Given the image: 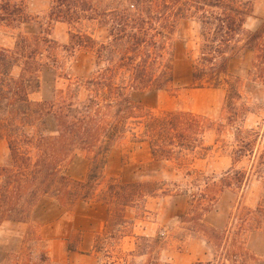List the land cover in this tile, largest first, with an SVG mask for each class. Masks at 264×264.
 <instances>
[{
	"label": "trees",
	"instance_id": "obj_1",
	"mask_svg": "<svg viewBox=\"0 0 264 264\" xmlns=\"http://www.w3.org/2000/svg\"><path fill=\"white\" fill-rule=\"evenodd\" d=\"M125 1L130 2L129 8L123 6ZM51 2L50 20L68 25L94 23L104 29V35L98 38L85 31L70 33L73 47L91 51L96 61L91 75L76 80L75 90L83 87L86 91L81 99L74 98L71 90L64 96L59 89L57 100L32 101L29 94L39 86V51L23 35L15 39L12 48L0 47V138L5 139L11 158V165L1 168L4 182L0 187V225L4 221L22 222L25 203L39 193L50 194L61 204L65 200L69 206L90 199L108 151L114 143L129 137L145 143L152 159L175 162L178 169L168 181L108 183L104 202L120 208L119 224L125 222L122 212L127 206L143 204L152 197L186 195L192 215L187 217V212L183 218L203 227L201 216L211 209L220 192L244 187L249 176L246 170L233 166L218 177L186 165L210 150L206 134L223 126L221 118L214 120L186 110L153 113L131 94L172 85L170 38L180 20H192L199 25L198 55L190 72L192 86L216 88L224 81L227 88L223 109H238L225 118L228 122L235 116L242 119L246 109L243 103H235L241 93L228 67L244 49L264 50V23L253 30L245 27L253 16V1ZM0 9V23L25 18L23 9L9 1L0 4ZM42 40L49 41L47 37ZM14 67L19 68L16 76L12 74ZM44 115L55 120L52 133L39 131L31 135L26 131ZM236 129L243 132L240 126ZM75 150L92 158L83 179H74L64 171ZM251 152V140L245 139H238L232 149L239 159ZM210 232L217 242L224 236L214 228ZM106 237L115 238L113 234ZM208 237L211 239V235ZM43 258L51 262L47 256Z\"/></svg>",
	"mask_w": 264,
	"mask_h": 264
},
{
	"label": "rangeland",
	"instance_id": "obj_2",
	"mask_svg": "<svg viewBox=\"0 0 264 264\" xmlns=\"http://www.w3.org/2000/svg\"><path fill=\"white\" fill-rule=\"evenodd\" d=\"M7 1L21 7L25 18L1 21L0 47L12 48L15 39L23 35L36 46L42 63L39 86L30 92V99L57 100L59 89L64 96L71 90L74 98H83L86 91L83 87L75 90L76 80L91 75L96 61L91 51L73 47L70 33L85 31L102 38L104 29L94 23L68 25L50 20L51 0H0V4ZM252 1L253 16L245 24L251 30L264 23V0ZM123 6L129 8L130 2ZM198 34V23L180 20L170 38L174 82L167 89L133 91L131 95L153 113L186 110L214 120L221 118L223 126L206 134L210 150L186 165L218 177L231 166L246 170L249 176L245 186L220 192L211 209L201 216L203 227L183 218L189 212L186 195L152 197L143 204L127 206L122 212L125 222L119 224L120 208L104 202L108 183L168 181L178 169L175 162L152 159L145 143L128 137L108 151L90 199L69 206L65 200L61 204L50 194L39 193L25 203L22 222H2L0 264H69L68 248L76 250L82 240L89 241L91 248L86 254L92 255L94 264H264V50L244 49L230 60L228 72L241 93L235 103H243L246 113L242 119L235 116L228 122L225 117L238 109H223L226 83L221 81L216 88L191 84ZM46 37L49 41L42 40ZM18 71L14 67L12 74L16 76ZM239 126L243 132L236 129ZM54 130L51 115L26 128L31 135ZM238 139L251 140L252 152L240 159L232 153ZM91 160V156L75 150L64 171L74 179H83ZM10 165L7 143L0 138V187L4 182L1 168ZM191 215L189 212L187 217ZM210 228L222 232V240L217 242ZM109 234L115 238H107ZM89 260L82 264L91 263Z\"/></svg>",
	"mask_w": 264,
	"mask_h": 264
},
{
	"label": "crops",
	"instance_id": "obj_3",
	"mask_svg": "<svg viewBox=\"0 0 264 264\" xmlns=\"http://www.w3.org/2000/svg\"><path fill=\"white\" fill-rule=\"evenodd\" d=\"M90 248L91 245L89 241L87 242L85 240L81 241V243L79 244L76 250H71V248H68L69 251L67 252V255L69 257V264H82L83 261H90L89 259H91V263L88 264H94L92 255L86 254V252H88ZM78 252H83V253H78Z\"/></svg>",
	"mask_w": 264,
	"mask_h": 264
}]
</instances>
